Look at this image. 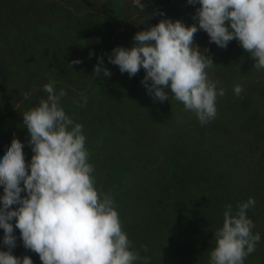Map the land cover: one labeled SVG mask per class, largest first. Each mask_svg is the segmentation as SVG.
<instances>
[{"label":"trees","instance_id":"1","mask_svg":"<svg viewBox=\"0 0 264 264\" xmlns=\"http://www.w3.org/2000/svg\"><path fill=\"white\" fill-rule=\"evenodd\" d=\"M197 7L186 0H145L144 10L134 0H0V150L15 137L30 160L23 114L47 98L43 85L54 80L67 93L66 113L84 126L96 186L113 196L141 257L209 264L225 205L235 210L254 197L247 215L261 240L244 264H264V68L236 39L219 47L198 30L194 43L208 50L209 75L224 89L217 115L201 124L171 93L163 102L150 96L143 68L130 77L108 61L114 47L134 46L135 33L165 18L160 11L187 26ZM101 55L111 76L94 72ZM15 233L13 254L42 264Z\"/></svg>","mask_w":264,"mask_h":264},{"label":"clouds","instance_id":"2","mask_svg":"<svg viewBox=\"0 0 264 264\" xmlns=\"http://www.w3.org/2000/svg\"><path fill=\"white\" fill-rule=\"evenodd\" d=\"M186 2L199 5L192 17L195 23L186 26L160 11L165 18L135 33L134 46L114 47L108 61L130 77L143 68L141 84L150 96L163 102L171 93L205 124L217 115V97L224 95V89L211 79L208 69L214 66L213 59L194 43V34L204 30L219 47L236 39L250 53L254 67L264 68V0ZM134 3L144 10L145 0ZM150 18L146 14L143 23ZM97 59L94 72L111 76L103 56ZM55 83L44 84L47 98L23 114L30 133V160L25 159L24 143L15 137L0 150V242L6 246L0 249V264H34L28 255L13 254L16 229L23 246L37 253L42 264H149V257L132 248L113 196L96 186L84 126L66 113L61 98L67 93L63 88L57 92ZM242 91V85L234 86L237 95ZM255 203L249 197L235 210L225 205L209 264H244L256 250L261 234L253 232L254 222L247 215Z\"/></svg>","mask_w":264,"mask_h":264}]
</instances>
